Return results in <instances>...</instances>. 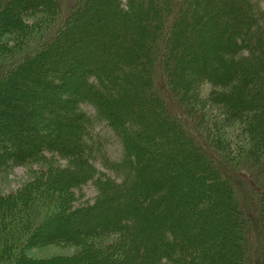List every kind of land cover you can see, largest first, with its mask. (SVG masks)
<instances>
[{
  "label": "trees",
  "instance_id": "1",
  "mask_svg": "<svg viewBox=\"0 0 264 264\" xmlns=\"http://www.w3.org/2000/svg\"><path fill=\"white\" fill-rule=\"evenodd\" d=\"M48 22L52 37L0 76V168L69 159L12 208L26 245L80 248L7 264H264V0H0V55ZM241 164L260 184L244 188ZM89 182L93 201L73 203Z\"/></svg>",
  "mask_w": 264,
  "mask_h": 264
},
{
  "label": "rangeland",
  "instance_id": "2",
  "mask_svg": "<svg viewBox=\"0 0 264 264\" xmlns=\"http://www.w3.org/2000/svg\"><path fill=\"white\" fill-rule=\"evenodd\" d=\"M65 5H68V2H66ZM34 23H36V21ZM42 23L38 24L36 28H32L30 34H28L24 40L22 39L24 36L22 38L21 35H18L19 38L15 36V38L21 42L19 50L18 47L11 43V47L14 49L17 48V53L14 55H0V76L10 70L12 67L16 66L27 56L32 55L42 44L52 37L53 32L55 31V27H53L54 23ZM84 108L92 113L94 112L93 108L89 105H84ZM176 112L179 117L185 119V117L181 115L183 113H180V110H177ZM237 128L238 124L229 126L227 128L228 133L232 134L234 137L233 143L236 144V142H238L246 144V148L249 147V150L253 147L252 145H254V143L248 144L247 139L245 140L244 137L241 136H237V138H235V136L238 135ZM97 130L101 131L104 136L107 135V130L104 126H98ZM106 149L112 158L115 159L120 156L121 146L115 138L113 139L109 136ZM73 165L74 164L69 159L59 157L58 155L54 154H46L43 158L35 162H27L22 164L9 163L0 168V200L4 201L3 206L0 208V252H3L0 253V257L5 256L4 260L0 258V264H7L8 258L22 254H26L35 259H50L77 254L80 246L72 243L57 242L38 247L26 245V232H30V227H28V230L25 228L27 225L25 222H23V219L26 217V215H24L25 212H23L22 215L20 213V211L25 208V206L20 202L17 207L18 211H15L12 208V199L21 194V192L26 187L32 183L41 184L46 180L50 173H53L54 170L58 168H73ZM96 165L103 169V166L99 162H96ZM248 166L249 165L247 164H243L236 171L239 178H241L244 188L247 189H249V185L251 184H260V173L258 171L256 173V168L258 165L255 164L253 168H249ZM72 192L74 193L75 199L73 203L76 204L86 203L87 201L91 202L96 195L95 187L91 182L83 185L81 189H75ZM81 192L83 193V197L78 199L77 197L81 194ZM18 200L20 201V198H18ZM56 203L57 202L47 203L45 204V207L44 204L40 203L36 207V211L31 213L35 217L30 222V224H36L42 218H44L48 207L50 205L54 206ZM31 214L27 213V215ZM16 215H20V217L15 219ZM21 222H23V224H17ZM17 225L18 227H16ZM251 234L252 242H254L256 232L252 230ZM103 240L105 241L103 242ZM110 241L111 238H103L101 241V246H104L105 243H109Z\"/></svg>",
  "mask_w": 264,
  "mask_h": 264
}]
</instances>
